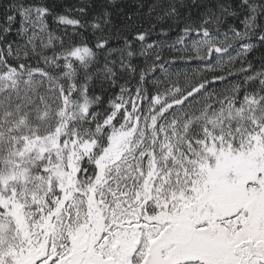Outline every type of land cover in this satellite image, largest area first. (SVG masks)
I'll list each match as a JSON object with an SVG mask.
<instances>
[{
  "label": "snow or ice",
  "instance_id": "1",
  "mask_svg": "<svg viewBox=\"0 0 264 264\" xmlns=\"http://www.w3.org/2000/svg\"><path fill=\"white\" fill-rule=\"evenodd\" d=\"M0 264H264V0H0Z\"/></svg>",
  "mask_w": 264,
  "mask_h": 264
}]
</instances>
